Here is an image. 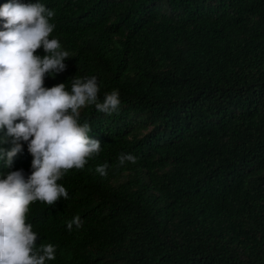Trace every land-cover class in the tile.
I'll use <instances>...</instances> for the list:
<instances>
[{
    "label": "trees",
    "instance_id": "1",
    "mask_svg": "<svg viewBox=\"0 0 264 264\" xmlns=\"http://www.w3.org/2000/svg\"><path fill=\"white\" fill-rule=\"evenodd\" d=\"M39 2L69 52L47 87L95 76L120 99L81 109L102 149L58 181L69 198L32 203L46 264H264V0Z\"/></svg>",
    "mask_w": 264,
    "mask_h": 264
},
{
    "label": "clouds",
    "instance_id": "2",
    "mask_svg": "<svg viewBox=\"0 0 264 264\" xmlns=\"http://www.w3.org/2000/svg\"><path fill=\"white\" fill-rule=\"evenodd\" d=\"M53 17L39 0H0V264H46L56 258L54 244L37 248L39 235L27 222L32 203L54 206L67 200L58 181L101 152V141L89 135L90 124L81 123V109L94 105L110 114L120 105L118 90L100 100L95 76H73L70 90L65 83L47 87L48 76L63 72L69 58L60 41L50 39ZM41 48L43 56L37 52ZM26 148L32 156L27 178L15 163ZM136 159L121 153L118 164ZM107 167L95 170L105 176ZM73 225L81 226L79 216L67 224L69 231Z\"/></svg>",
    "mask_w": 264,
    "mask_h": 264
}]
</instances>
